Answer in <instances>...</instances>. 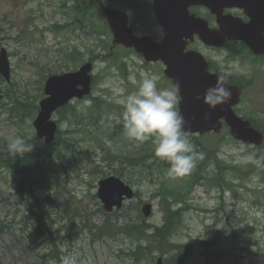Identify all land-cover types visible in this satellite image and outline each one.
<instances>
[{
  "label": "rangeland",
  "instance_id": "1",
  "mask_svg": "<svg viewBox=\"0 0 264 264\" xmlns=\"http://www.w3.org/2000/svg\"><path fill=\"white\" fill-rule=\"evenodd\" d=\"M113 1L116 6L124 7L144 0ZM62 3L63 0H0V50L5 48L9 52L12 66L11 82L5 81L0 85V99L2 105L8 104L12 96L7 91H10L14 99L26 104L0 106V142L24 136L23 132L36 133L34 121L39 112L43 82L51 75L79 70L92 56L108 58L97 61L93 73L98 76L95 95L104 96L106 101L114 103L108 111L117 112L119 106L123 108L126 96L137 89L145 76H156L158 87H171L163 76L161 65L144 67V59L115 45L113 36L109 38L105 35L102 38L105 42L99 45L95 38L83 34L75 24L72 30L58 35L53 33V25L64 24L72 16H67ZM95 20L100 25L105 23L102 18ZM139 28L140 31L138 27L137 30L141 34H156L151 33L147 25ZM106 44L109 45L107 49ZM197 45L212 60H221L227 52L220 53L218 57L219 52L213 54L209 50L207 52L203 44ZM68 47H77L81 55L78 53L75 60H68L58 53L61 48ZM242 58L245 67L241 62H226L233 65L235 72L252 74V60L244 54ZM117 63L124 65V69L115 68ZM258 65L256 82L260 80L264 85V67ZM121 72L130 74L128 82ZM252 100L264 108V89L249 91L242 109L249 107L247 102ZM91 103L90 100L73 102L82 113ZM67 115L64 113V116ZM54 119L63 120L62 114L55 115ZM74 129L75 125L71 127L66 122L60 125L64 136L75 138L78 143L70 145L67 150L57 149L59 152L51 160V165L47 160V169L36 176L37 182L32 187L25 185V197L34 204V208L45 212L63 259L74 257L76 264H155L162 256L160 252L144 253L141 247L153 243V240L128 237L123 234V229L128 223L163 226L164 212L159 198L154 195L161 186L156 178L158 172H153L151 176L150 171L129 167L128 158L134 157L135 153L125 132L111 137L106 126L102 131L94 130L92 133ZM228 134V130L224 129L218 135L209 133L192 138L197 144L219 154L221 177L232 188L227 187L222 192L219 186H213L212 176L220 171L216 164H212L209 170L213 175L184 198L188 199L191 211L185 215L184 227L175 237V242L185 249L168 251L163 256L165 260L187 251L186 264H231L211 259L210 252H215L217 248L208 250L205 244L220 233L228 237L236 231L239 235L238 247L245 248L239 255L248 264H264V169L240 161V157L247 153L264 155V147L256 151L253 146L233 141ZM105 139L111 143H105ZM35 145L44 146V140L39 139ZM84 150L87 153L82 154ZM63 153L66 155L62 156ZM119 168H124L127 178L132 180V188L140 195L127 201L121 210L110 214L112 224H109L105 223L109 214L97 193L100 180L117 176L115 170ZM209 170L206 171L208 176ZM103 173L107 175L104 178ZM192 176L191 172L188 179ZM20 181V176L0 165V258L4 264H57L48 255L52 249L48 235L34 241L37 222L29 218L27 206L21 201L18 191ZM173 183L179 185L181 181ZM145 203L153 206L148 218L142 213ZM153 232L150 229L148 234ZM232 242L233 239L228 238L223 248L230 247Z\"/></svg>",
  "mask_w": 264,
  "mask_h": 264
},
{
  "label": "trees",
  "instance_id": "2",
  "mask_svg": "<svg viewBox=\"0 0 264 264\" xmlns=\"http://www.w3.org/2000/svg\"><path fill=\"white\" fill-rule=\"evenodd\" d=\"M87 8L90 10L89 6ZM97 13L100 14L98 10ZM74 14L75 16L72 21H75L78 18L76 16L77 11H75ZM100 16L103 18V13H101ZM87 17L83 16V18H81L83 20H88L90 18L92 19V16H89V18ZM102 27L100 25H96V28L93 30L96 34L94 37L98 40V42H100L102 39L101 35H106L108 37L111 36V32L109 31L107 25L105 24ZM63 51L65 50L60 51V53ZM63 54L68 60H75L78 51L75 48L72 51H65ZM96 59H104V57L96 56L91 60L94 61ZM0 79L3 80L1 76ZM101 104L102 102L99 99L98 101L95 100V113L93 112L92 107L87 110V113H82L79 112L78 108L75 106H66L60 110L63 117V120H60V122L66 120V122L69 123L71 127L75 125L74 131L79 130L83 133L87 131L92 133L94 130L100 132L105 126L108 128L109 136L111 137L124 133L125 130L123 127L122 118H108V114L106 112H102ZM64 113H67L68 115L64 116ZM108 121L110 124H106ZM23 135L24 136L19 135V137L23 138L29 143H32L34 145L33 150L22 155H12L7 148V145L11 140H1L0 165L8 171L13 172L21 177V181L18 186L21 201L27 206L29 218H33L37 222V226L34 227L33 232L34 241L36 242L38 239L48 235L49 241H51L52 245L50 254H48L49 257L54 259L57 264H63L64 259L62 252L59 249L57 240L54 237V233L50 230L47 224L45 212L34 208V204H32L29 199L25 197L23 189L25 185L32 187L37 182L36 176L47 169V160H50L49 164L51 165V160L59 152L57 149L64 148L67 150L70 145L78 143V140L72 137L66 138L64 136V132L59 130L56 140L53 144L48 146H36L35 143L38 142L39 139L36 137L35 133L27 134L23 132ZM190 141L195 145L196 151L203 154V159L198 161L196 168L192 171L193 176L188 179V175L177 178H173L168 175L169 164L155 156V145L152 143V141H146L143 144H138L137 142L131 140L135 156L128 158L129 167L140 168L141 171H150V174L152 173L151 176L153 175V172H158L156 178L159 186L161 185L159 189L157 188L155 190L154 195L156 198H159L162 211L164 212L163 226H156L147 223H128L124 225V235L128 237L135 236L138 239L141 238L146 241L149 239L153 240V243L141 246L144 249V253H151L157 250L162 256H164L165 254H168V251L177 250L180 248L185 249L183 245L174 242V239L179 234L180 229L184 227L183 224L185 215L190 211L191 208L188 203V199L184 198L187 196V193L189 194L192 192L193 186L196 184V180L207 181L209 177H211V175H207L206 171L212 164H216L217 169L220 171V173L216 174V176H212L214 180L213 185H217L221 188L231 186L229 183L224 181L223 177H221L222 168L220 167V162L217 155L208 148L206 149L203 147V145L197 144L191 139ZM197 147L201 148L198 149ZM85 153H87V151L84 150L82 154ZM65 155L66 154L63 153L62 156ZM115 175L123 180H128L127 183L129 185L132 184V180L127 178V173L124 171V168L116 169ZM105 176L107 175L103 173L102 177L104 178ZM166 176H168V178H166ZM176 180H180L181 184L177 185L173 183ZM181 187H184L186 192ZM139 195V192H136V197ZM106 217L107 220L105 223L112 224L111 215H106ZM150 229L154 230L153 234L151 235L148 234ZM228 238L233 239V242L230 247L223 248V244L228 241ZM238 239L239 235L236 231H233L232 235H228V237L226 234L220 233L213 241L207 242L205 244L208 250L217 248L215 252H210L209 257L218 261H228L231 264H248L245 262L246 259L242 257L241 254L239 255L240 252L245 251V248L238 247ZM187 256L188 252L185 251L183 254L173 255L166 258L165 262L166 264H186ZM0 264H4L1 258Z\"/></svg>",
  "mask_w": 264,
  "mask_h": 264
},
{
  "label": "water",
  "instance_id": "3",
  "mask_svg": "<svg viewBox=\"0 0 264 264\" xmlns=\"http://www.w3.org/2000/svg\"><path fill=\"white\" fill-rule=\"evenodd\" d=\"M227 1L229 0H157L156 8L158 10V6H188L194 3H204V5L216 11L219 5H223ZM158 15L160 21L170 18L169 14L158 13ZM107 16L117 43L135 46L139 52L146 54L147 60L162 59L166 62L168 65L167 75L174 79L175 85L178 86L183 98L181 113L187 122L185 130L190 131V136L195 133L204 134L210 131L219 133L222 124H216L218 114L213 112L205 100L194 101V97L202 94L203 89L210 88L216 82H214L213 77L205 72L206 67L198 55L184 53L185 44L182 43V38H189L192 34L186 28L178 27L179 25L190 26L189 18L186 16L185 19L183 16H178V19L186 20L187 23H180L175 28L171 27L169 22L163 23L166 26L165 41L163 44H156L148 38L138 39L134 37L132 31L128 28V18L124 13L108 10ZM259 19L264 20V15H260ZM235 25L243 26L236 23V21ZM225 26H232L231 21L229 20ZM244 26L241 27L242 29L239 32H230L223 28L220 32L212 33L205 29L201 35L203 38L210 40L211 43L218 45L224 42L226 36L244 40L251 45L253 40L250 34L254 30H251L250 27L254 25L250 23ZM258 33H260V29H258ZM9 66L8 56L3 52L0 56V71L7 79H9ZM91 70L92 65L87 64L76 73L52 77L48 81L46 94L50 97L41 102L42 111L35 124L38 137L45 139L46 144H50L55 140L58 129V125L50 120L52 113L72 98H83L90 93L91 77L89 72ZM235 123L229 124V126L232 135L236 139L247 144H262L263 136L260 132L255 131L249 124H238L236 121ZM98 197L104 203V208L108 212H112L115 208H122L126 198L132 199L134 192L121 179L111 177L100 182ZM151 208V205L144 207V213L147 217L151 214ZM157 264H164L163 260L159 259Z\"/></svg>",
  "mask_w": 264,
  "mask_h": 264
},
{
  "label": "clouds",
  "instance_id": "4",
  "mask_svg": "<svg viewBox=\"0 0 264 264\" xmlns=\"http://www.w3.org/2000/svg\"><path fill=\"white\" fill-rule=\"evenodd\" d=\"M179 88L158 87L156 76H145L137 89L123 102L122 122L128 139L143 144L152 141L155 156L169 164L168 175L173 178L189 175L203 154L196 151L190 141V131L185 130L186 120L178 110ZM232 92L226 75H218L217 82L208 88L204 99L210 108L227 104ZM105 143L111 141L105 139ZM12 155H22L33 150L34 145L17 136L7 145ZM243 164L264 169V155L247 153L240 157ZM63 264H76L74 257H66Z\"/></svg>",
  "mask_w": 264,
  "mask_h": 264
},
{
  "label": "flooded vegetation",
  "instance_id": "5",
  "mask_svg": "<svg viewBox=\"0 0 264 264\" xmlns=\"http://www.w3.org/2000/svg\"><path fill=\"white\" fill-rule=\"evenodd\" d=\"M241 12V11H239ZM254 127H256L260 131H264V124H252Z\"/></svg>",
  "mask_w": 264,
  "mask_h": 264
}]
</instances>
